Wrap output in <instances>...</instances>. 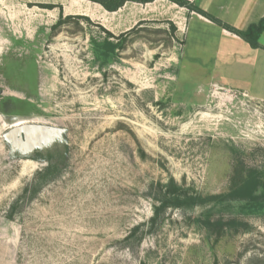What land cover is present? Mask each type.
I'll return each mask as SVG.
<instances>
[{"label": "rangeland", "instance_id": "rangeland-1", "mask_svg": "<svg viewBox=\"0 0 264 264\" xmlns=\"http://www.w3.org/2000/svg\"><path fill=\"white\" fill-rule=\"evenodd\" d=\"M180 7L0 0V264H264V207L238 202L168 208L124 241L148 228L152 183L217 194L237 158L264 166V99L180 67ZM101 27L122 42L105 63ZM245 75L218 79L264 97V74ZM18 120L61 128L64 141L12 151L3 133ZM49 164L57 173L33 193Z\"/></svg>", "mask_w": 264, "mask_h": 264}, {"label": "crops", "instance_id": "crops-1", "mask_svg": "<svg viewBox=\"0 0 264 264\" xmlns=\"http://www.w3.org/2000/svg\"><path fill=\"white\" fill-rule=\"evenodd\" d=\"M189 1L212 17L237 29H244L264 16V0ZM171 4L176 5L172 2ZM180 8L187 11L185 31L182 35L180 67L195 65L202 74L203 80L226 88L242 90L249 95L264 99L263 94L253 93L248 86L223 83L224 77L228 75L241 80L246 77L245 74L253 78L264 74V30L258 37L260 47L252 48L241 37L209 17L185 7ZM188 39L194 43L192 48H195V51L192 54H187L191 53L187 49ZM218 75L223 76L221 77L223 81H219Z\"/></svg>", "mask_w": 264, "mask_h": 264}, {"label": "trees", "instance_id": "trees-1", "mask_svg": "<svg viewBox=\"0 0 264 264\" xmlns=\"http://www.w3.org/2000/svg\"><path fill=\"white\" fill-rule=\"evenodd\" d=\"M90 2L99 4L103 9L109 12L117 11L124 4L128 2L135 3H150L154 0H88ZM178 6L185 7L189 10L198 12L206 17H209L225 29L235 33L247 42L250 47H260L258 37L264 30V16L258 21L250 23L244 29H237L228 23L222 22L220 19L212 17L206 12L202 11L196 5L189 0H168ZM42 7H60V5H48ZM62 13V12H60ZM62 14H60V17ZM57 20L58 24L61 20ZM65 17H70L65 16ZM84 21L89 22L90 19L87 16L77 15L75 16ZM172 30L175 27L171 24ZM103 32L107 35L106 40L100 45V54H96L97 58L101 59L103 63L107 62V57L113 54L115 47L122 46V42H112L108 38H114L115 36L108 30L101 27ZM58 168L56 164H49L44 170L37 173V177L31 184L33 193H36L44 180L48 179V176H53L57 173ZM28 188L24 191L26 192ZM149 193L151 195L154 204L152 205V215L148 223V228L143 229L145 223L135 225L128 235L124 238L125 242H129L132 239H136L138 242L142 240L145 233L151 231L161 220L163 214L168 208L179 209H193L196 207H205L208 205L221 204V203H244L252 205L253 207H264V166L261 168H255L247 165L242 159L237 158L232 174L229 181V186L226 191L217 194H199L196 191H192L191 188L178 184L172 177H170L165 183L157 182L151 184Z\"/></svg>", "mask_w": 264, "mask_h": 264}, {"label": "water", "instance_id": "water-1", "mask_svg": "<svg viewBox=\"0 0 264 264\" xmlns=\"http://www.w3.org/2000/svg\"><path fill=\"white\" fill-rule=\"evenodd\" d=\"M11 123L10 127L3 133L12 151L21 155H29L35 149H43L53 143H63V132L61 128L39 123Z\"/></svg>", "mask_w": 264, "mask_h": 264}, {"label": "bare ground", "instance_id": "bare-ground-1", "mask_svg": "<svg viewBox=\"0 0 264 264\" xmlns=\"http://www.w3.org/2000/svg\"><path fill=\"white\" fill-rule=\"evenodd\" d=\"M17 122H19V123H15V124H20V123H23V121H20V120H18Z\"/></svg>", "mask_w": 264, "mask_h": 264}]
</instances>
